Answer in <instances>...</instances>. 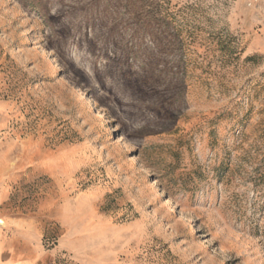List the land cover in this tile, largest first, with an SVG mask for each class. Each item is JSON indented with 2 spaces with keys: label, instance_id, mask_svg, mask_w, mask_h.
Here are the masks:
<instances>
[{
  "label": "rangeland",
  "instance_id": "1",
  "mask_svg": "<svg viewBox=\"0 0 264 264\" xmlns=\"http://www.w3.org/2000/svg\"><path fill=\"white\" fill-rule=\"evenodd\" d=\"M0 264H264V0H0Z\"/></svg>",
  "mask_w": 264,
  "mask_h": 264
},
{
  "label": "crops",
  "instance_id": "2",
  "mask_svg": "<svg viewBox=\"0 0 264 264\" xmlns=\"http://www.w3.org/2000/svg\"><path fill=\"white\" fill-rule=\"evenodd\" d=\"M2 252V248H1V246H0V253ZM0 258H1V254H0ZM2 261H1V259H0V263H1Z\"/></svg>",
  "mask_w": 264,
  "mask_h": 264
}]
</instances>
